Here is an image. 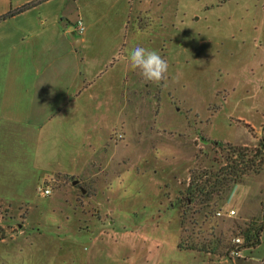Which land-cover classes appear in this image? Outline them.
I'll return each mask as SVG.
<instances>
[{
	"label": "rangeland",
	"instance_id": "374dc122",
	"mask_svg": "<svg viewBox=\"0 0 264 264\" xmlns=\"http://www.w3.org/2000/svg\"><path fill=\"white\" fill-rule=\"evenodd\" d=\"M129 1L77 0V95L50 80L44 142L0 148V264H231L264 229V163L186 201L191 176L264 142V0ZM137 44L166 82L128 68Z\"/></svg>",
	"mask_w": 264,
	"mask_h": 264
},
{
	"label": "crops",
	"instance_id": "0c3cea01",
	"mask_svg": "<svg viewBox=\"0 0 264 264\" xmlns=\"http://www.w3.org/2000/svg\"><path fill=\"white\" fill-rule=\"evenodd\" d=\"M28 3L32 5L2 16ZM78 7L77 0H0V148L9 138H18L19 130L30 145L44 142L56 99L50 80L60 82L67 75L65 83L75 86L70 91L77 95V58L85 60L91 48L90 38L74 36ZM82 47H87L86 54H81ZM96 76L94 72L92 78ZM93 81H85L84 88ZM258 227L251 230L255 235L250 254H231V264H264V229Z\"/></svg>",
	"mask_w": 264,
	"mask_h": 264
},
{
	"label": "trees",
	"instance_id": "16d2710c",
	"mask_svg": "<svg viewBox=\"0 0 264 264\" xmlns=\"http://www.w3.org/2000/svg\"><path fill=\"white\" fill-rule=\"evenodd\" d=\"M30 5L32 4H25L24 6L10 10L2 16L21 11L24 8L29 7ZM219 144L220 143L217 142V145ZM228 153L229 154H227V156L225 157L226 162L215 172H209L208 174L200 172L195 174L194 176H191L186 187V201L190 197L199 198L203 193H206L207 195H209V197H211V195L214 193L213 189L217 186V184L218 186L220 184H224L225 186H230L231 184L232 186H234V184L241 180V176L249 169L258 171L261 167V164L264 163V142L263 140L260 141L256 149L252 150L251 152H245L243 148H240V146H235L232 147V149ZM206 188L209 190H206ZM247 230L250 233H247L246 235L247 240H251L252 242V240H254L255 233H253L249 228Z\"/></svg>",
	"mask_w": 264,
	"mask_h": 264
},
{
	"label": "clouds",
	"instance_id": "9594fccd",
	"mask_svg": "<svg viewBox=\"0 0 264 264\" xmlns=\"http://www.w3.org/2000/svg\"><path fill=\"white\" fill-rule=\"evenodd\" d=\"M127 64L131 71H136L145 82L160 85L167 81L169 63L156 49L139 44L127 52Z\"/></svg>",
	"mask_w": 264,
	"mask_h": 264
},
{
	"label": "built area",
	"instance_id": "2783aa9c",
	"mask_svg": "<svg viewBox=\"0 0 264 264\" xmlns=\"http://www.w3.org/2000/svg\"><path fill=\"white\" fill-rule=\"evenodd\" d=\"M74 24L76 26V29H77L78 33H82L84 31V25H83V22H82L81 19H77ZM39 189H40V191H43L44 194H49L50 193V190L47 187L39 188ZM226 213H227L228 216H231V215H233L235 213V210L234 209H229L228 211H226ZM216 215L217 216H223V213H222L221 210H217L216 211ZM242 241H243V239L240 236H236V237L233 238V242L235 244H237V245L242 244Z\"/></svg>",
	"mask_w": 264,
	"mask_h": 264
},
{
	"label": "water",
	"instance_id": "95a60500",
	"mask_svg": "<svg viewBox=\"0 0 264 264\" xmlns=\"http://www.w3.org/2000/svg\"><path fill=\"white\" fill-rule=\"evenodd\" d=\"M75 183H77V180H74V181H73V184H75ZM81 191L83 192V191H84V189H83V188H81Z\"/></svg>",
	"mask_w": 264,
	"mask_h": 264
}]
</instances>
